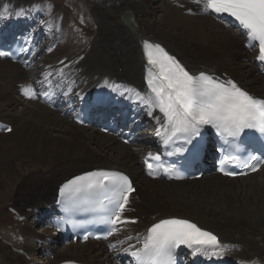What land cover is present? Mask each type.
<instances>
[{"label": "bare ground", "instance_id": "bare-ground-1", "mask_svg": "<svg viewBox=\"0 0 264 264\" xmlns=\"http://www.w3.org/2000/svg\"><path fill=\"white\" fill-rule=\"evenodd\" d=\"M162 1L87 0L101 27L99 35L87 42L75 34L73 41L82 50L79 54L69 53L60 58L56 47L46 50L40 78H56L54 87L68 85L78 98L88 97L103 88L113 94L121 89L120 93L128 91L139 105H143L142 118L151 122L145 134L155 138L161 130L162 113L158 106L149 107L141 99L151 96L143 83L142 41L160 43L193 73H205V69L224 73L239 86L264 98V81L252 64L254 52L245 50L244 39L236 30L202 14V5L197 0ZM56 5L47 6L50 21L45 28L48 30H64L68 25L66 11H58ZM22 8L23 3H19L4 10L1 16L16 17ZM157 8L159 15L154 16ZM124 13L130 14L136 32H131L121 20ZM72 56L75 57L68 60ZM3 62L5 60H0V117L3 118L0 123L11 127V131L0 132V150L3 148L4 153L0 152V211L12 207L20 216L21 224L0 229V264L77 262L74 257H81L83 261L78 262L81 264L114 263L112 255L97 242L83 246L69 244L54 251L56 248L45 244L48 240L54 241L56 233L46 228L43 233L32 229V224L42 221L41 216L48 211L46 206L53 202L61 183L92 170L123 172L140 189L138 204L124 216L130 223L123 238L138 237L158 220L180 218L215 235L220 244L226 246L227 251L222 255L230 261L264 264V180H251L249 188L242 183L249 176L256 177L264 164L257 173L244 179H226L213 173L201 177H205L201 186L195 185V180L179 182L184 185L178 189L180 196L176 199L171 193L173 184L156 180L154 184L143 175L140 159L152 153L153 147L145 144L132 148L123 144L117 146L114 138L99 135L93 128L79 127L38 103L20 98L21 103L14 98L13 85L32 81L34 73ZM5 107H11L9 112L3 109ZM14 135L17 136L13 138ZM50 148L58 154L59 148L64 149L62 157L74 148L76 152L69 158L84 159L85 163L74 170V165L57 161L53 151L48 150ZM14 161L21 164L14 165ZM138 192L130 195L131 202ZM194 202L198 203L195 207L192 206ZM131 242L133 239L128 243ZM44 251L53 253L54 257L43 258L41 254V258H36Z\"/></svg>", "mask_w": 264, "mask_h": 264}, {"label": "snow or ice", "instance_id": "snow-or-ice-1", "mask_svg": "<svg viewBox=\"0 0 264 264\" xmlns=\"http://www.w3.org/2000/svg\"><path fill=\"white\" fill-rule=\"evenodd\" d=\"M197 2H202L207 10L234 17L247 30L248 46L255 47L252 42L258 41L259 54L256 59L264 62V0H197ZM23 14V10L16 13L17 16ZM143 48L148 64L151 65L147 84L154 99L152 96L146 100L143 97L141 99L149 107L154 105L159 107L171 128L172 135L181 134L184 145H193L194 138L200 135V130L205 125H211L221 137L226 135L235 139L248 129L264 135V100L252 96L231 79L220 81L203 72L198 76L191 75L159 44L144 41ZM9 55L11 53L0 51V57ZM152 69H158V74ZM21 92L28 98L36 97L31 86L23 87ZM225 142H228L226 138ZM184 145L176 151H185ZM228 159L226 156L225 160ZM254 161L264 163V158L250 155L244 167H251L252 171H256L258 163L253 164ZM152 167V164H148L149 175L153 174ZM220 171L224 169L221 168ZM236 174L225 172V175ZM97 190L105 193L104 199L98 201V206H104L105 202L114 206L112 216L107 222L117 224L121 221V214L129 202V195L135 191L127 176L108 172L87 173L69 181L61 188V194L64 195L66 192L87 194ZM112 231H115V228ZM108 234L111 235L112 232ZM179 245H186L193 249V254L199 253L209 258L221 256L226 247L222 246L211 232L203 231L187 220L169 219L162 220L148 229L143 249L131 254L136 258V264H174L172 250ZM113 247L115 245H109L110 249Z\"/></svg>", "mask_w": 264, "mask_h": 264}, {"label": "rangeland", "instance_id": "rangeland-1", "mask_svg": "<svg viewBox=\"0 0 264 264\" xmlns=\"http://www.w3.org/2000/svg\"><path fill=\"white\" fill-rule=\"evenodd\" d=\"M38 1H40L41 3H44L46 5H50V6H55L57 4L56 8H57L58 11L59 10H64V12L66 11L64 13V16L66 17V20L68 19L67 20L68 21V25L66 26V28L64 30L62 29V31L64 32L62 37H64V38L62 40H57L55 42H52L53 43L52 47L47 49L49 51V49H54V47H56L55 50H56L57 54H59L60 58L63 55L65 57H67L69 53L75 55V54H79V53L82 52V50L73 41V38L75 37V34H77V36L80 39H86L87 42L90 39H92L94 37H97L99 35L101 27H100V25L98 23V20H97L95 12H92L90 10V7H89V5L87 3V0H30V3H29V0H0V4L4 3L3 6L0 7V8L5 7L3 9L4 10H8V9L13 8L14 6H16L19 3H23V8L25 6H28V5L32 7V4L35 5L36 3H38ZM167 2H168L167 0H163L161 3H167ZM23 8H22V10H23ZM7 14H9V13H6V15ZM157 15H159V8H157L156 12L154 13V16H157ZM34 21L37 22L36 20H34ZM49 21H50V19H49V16H48V22ZM44 25L47 26L48 23H46ZM65 37H67L66 40H65ZM62 43H64V45ZM91 45H92V43L89 44V46H91ZM46 54H47V52L44 54L45 58H44L43 63H45V61H46ZM74 57L75 56H72L68 60H71ZM3 63L6 65V64H8L10 62L8 60H5V62H3ZM17 89H18L17 85L16 84L13 85L14 98L15 99L18 98L20 100V98L17 96ZM21 103H22V101H21ZM23 104L27 105L24 102H23ZM21 106L19 105V107H21ZM29 107L32 108L30 105H29ZM22 108H24V107H22ZM3 109H5V110L7 109L6 111L9 112V109H11V107H5ZM56 115H59V114L56 112ZM0 118L3 119L2 117H0ZM97 133H99V135H100V132L97 131ZM16 136L17 135H14L12 137L14 138ZM109 137H111V136H109ZM111 138H113V137H111ZM0 139H1V136H0ZM115 141H116L117 146H119V144H122L117 139H115ZM125 147L129 148L130 146H125ZM92 148H94V150H96V152L98 151V149L95 148V146H93ZM2 149L0 150V152L2 151L1 153L4 154ZM56 149H58V147H56ZM64 149H66V146H64ZM64 149L59 148L61 155L65 154L64 153L65 152ZM48 150H52L54 155L57 157V161H62V164L69 165V166H73L74 165V168H76L74 170H78L79 167L82 166L85 163L84 159H81V160L77 161L76 159L69 158L76 152V149H74V148H71V149H69L66 152L67 153L66 157H62L60 154L55 152L52 148H50ZM13 164L16 165V164H21V163L14 161ZM204 178L205 177H203L200 180H196L195 185H197V186L203 185V184H201V182H203ZM253 179H261V180L263 179L264 180V168L256 175V177L255 176H252V177L249 176L247 179L242 180V183L244 184V187L245 188H249L248 185L251 182V180H253ZM154 182H156V181H153V183ZM163 182L167 183V184H173L172 187L174 188V190L171 193H174V195L176 196V199H177L180 196V193L178 192V189H180V187L182 185H184V183H182V184L181 183H168V182H165V181H161V183H163ZM136 187H138V186L136 185ZM139 190L140 189L138 187L137 188V192ZM140 197L141 196H140V194L138 192L136 194V198H133L129 209L133 208L134 206H136L138 204V201L140 200ZM133 203H134V205H133ZM197 204H198L197 202H194L192 206L195 207V206H197ZM2 211L3 210H1L0 212H2ZM17 215L18 214L16 213V211L12 207H6L4 209V211L2 213H0V229H9V228L14 227V226H19L21 223L19 221H17ZM41 222L42 221H38V222H35L34 224H32V229L35 230L38 233H40V232L43 233L44 229L42 227L39 228V226H35L36 224H39ZM91 243H93V242H91ZM69 244H72V243H69ZM73 245H76V244H73ZM83 245H85V244H82V246ZM97 245L98 246L101 245V246L104 247V245L102 243H99V244L97 243ZM64 247H66V246L56 247V249L54 251H59V250L63 249ZM42 253L44 254L46 252H42ZM42 253L39 252L37 254L36 258H38V257L41 258L40 255ZM53 257H54V255L52 253V255L49 258L52 259ZM71 260H73V259H71ZM74 260H76L77 262H82L83 261V259L81 257H74ZM233 262H235V261H233ZM253 262L256 263L257 261L253 260Z\"/></svg>", "mask_w": 264, "mask_h": 264}, {"label": "water", "instance_id": "water-1", "mask_svg": "<svg viewBox=\"0 0 264 264\" xmlns=\"http://www.w3.org/2000/svg\"><path fill=\"white\" fill-rule=\"evenodd\" d=\"M129 15L130 14L128 13H124V15L121 17V20L124 22V24L131 32H136V27L133 24H131Z\"/></svg>", "mask_w": 264, "mask_h": 264}, {"label": "trees", "instance_id": "trees-1", "mask_svg": "<svg viewBox=\"0 0 264 264\" xmlns=\"http://www.w3.org/2000/svg\"><path fill=\"white\" fill-rule=\"evenodd\" d=\"M76 242L78 243V240H76Z\"/></svg>", "mask_w": 264, "mask_h": 264}]
</instances>
